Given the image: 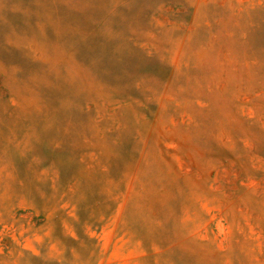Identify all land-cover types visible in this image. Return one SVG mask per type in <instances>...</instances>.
<instances>
[{"label":"rangeland","instance_id":"obj_1","mask_svg":"<svg viewBox=\"0 0 264 264\" xmlns=\"http://www.w3.org/2000/svg\"><path fill=\"white\" fill-rule=\"evenodd\" d=\"M0 264H264V0H0Z\"/></svg>","mask_w":264,"mask_h":264}]
</instances>
